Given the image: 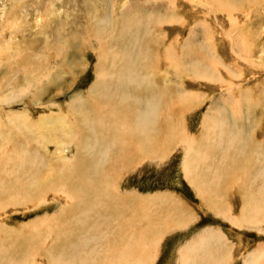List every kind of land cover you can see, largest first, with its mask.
I'll list each match as a JSON object with an SVG mask.
<instances>
[{
  "label": "rangeland",
  "instance_id": "obj_1",
  "mask_svg": "<svg viewBox=\"0 0 264 264\" xmlns=\"http://www.w3.org/2000/svg\"><path fill=\"white\" fill-rule=\"evenodd\" d=\"M232 4L236 7L230 10ZM96 36L110 37L116 52L126 49L127 61L138 75L131 84L125 78L127 87L133 91L139 81L145 89L144 78L153 82L154 86L147 84L151 94L145 89L147 99L153 98V105L159 100L157 93L165 94L183 123L181 131L198 138L197 148L204 142L205 121L211 124L208 118L214 115L221 125L217 132L240 138L238 147L244 149L243 155L232 153V161H221V175L210 178L204 171L208 178L202 177L203 186L215 182L208 194L186 176L185 150L177 142L165 144L157 156L140 154L125 161L127 166L108 172L105 180L122 196L139 199V217L147 220L140 222V232L155 244L153 251L144 247L145 261L184 264L181 251L189 247L194 251L190 264H264V0H0V173L6 174H0V264H48L50 254H61L62 245L47 249L56 239L61 241V230L56 229L67 220L65 212L78 204L73 188L83 177L99 179L106 167L109 156L102 152L91 154L96 155L93 168L86 157L78 167L57 164L49 151L53 153L59 141L45 140L54 141L58 134L50 135L43 126L62 115L75 122L88 112L81 100L90 99L92 89L95 98L105 92L101 80L115 82L123 76V70L111 69L112 56L101 60ZM41 71L48 76L36 83ZM119 123L115 124L121 130ZM35 125L41 131L36 133ZM135 128L132 125L130 131ZM75 141L65 143L71 160L77 156V143H84ZM217 155L212 162L223 157L219 150ZM29 156L40 185L22 193L20 187L31 180L32 171L24 170L18 159ZM42 177L49 179L45 187ZM132 206L134 210L137 204ZM80 234L89 248L96 237L102 245L107 235L90 229Z\"/></svg>",
  "mask_w": 264,
  "mask_h": 264
},
{
  "label": "bare ground",
  "instance_id": "obj_2",
  "mask_svg": "<svg viewBox=\"0 0 264 264\" xmlns=\"http://www.w3.org/2000/svg\"><path fill=\"white\" fill-rule=\"evenodd\" d=\"M231 3H232V0H231ZM246 4H248L247 1H246ZM235 7H236V5L234 6V4H232L229 9L231 10ZM247 9H248V6H247ZM104 28H102V29H104ZM119 29H120V27H119ZM98 31H100V29H98ZM109 32H110V30H109ZM110 33H112V32H110ZM125 34L128 36L127 33H125ZM107 37H109V36H107ZM112 37H114V36H112ZM96 38L98 40H100V42H101V47H100L101 52H102V54L100 55L101 60L103 62H106L107 57L112 56L114 59L111 63V69H114L118 73L123 70L122 71L123 76L117 77L115 82H114V80L109 82V80H107L106 78L103 81V80H101V78H99V80H101L99 82V85L104 86L105 92L100 91L99 94L97 95V97L95 98V97H93L94 90L92 89L90 92V95L92 94V97L90 99H87V100L86 99L81 100V102L84 103V105H82L81 107L88 110V112L83 113V115L80 116L78 119L75 118V122L74 121L69 122L68 116L62 115V117H58L56 120H54L55 119L54 118L53 121L51 119H50L51 121H49V119H47V122H45L46 125L43 124V126L48 128L47 131L50 132V135L53 133L58 134V139L56 136L55 137L56 140H54V141H53L52 137H51L52 139L47 138L48 140L47 139L45 140L47 142L46 144H49V143L52 144V143H56V141H59L56 143L57 146H56V149L53 153H51V151H49V149H48L51 157H55L57 164H59V165H61V164L68 165L69 164V165H75L76 167H78L80 165V164H78L79 160H81L80 158L86 157V159H88L87 160L88 165L91 166L92 168L96 167L97 164L94 163V158L96 160V157H95L96 155L94 157H91V154L93 152L94 153L102 152L106 156H109V159L107 158L108 161H106V158H105V161H106L105 166L106 167H105V169H102V173L99 174L100 175L99 179H97L93 176H91L92 179L87 178V177H83L82 173L80 172V175H82L83 178H81V176H79V177L82 179V181L80 182V185L73 188V196L71 195L75 200H77L76 202H78V204L75 203L74 206L70 210L65 212L64 215L67 214L69 218L67 217V220L65 218L66 221L62 223L60 228L56 227L57 228L56 230H58V229L61 230L60 237H61V241L63 244H61V241L60 242L58 241L59 239H56L55 243L53 245H51L50 248L47 249V251H55L54 249L57 250V248L59 249L60 248L59 246L62 245L63 246L62 248H64V251L61 253V251H62L61 250L60 251L61 254H59L58 256L57 255L52 256L50 254V256H48L50 259V260H48V264H74V263H78V264H148V261H145L146 260L145 256H147L146 250L148 249V251H149V248H151V251H153L155 244H154L153 240H146L145 239L146 240L145 241L143 239L144 235L140 232V226H142L140 222H143L145 219L142 221L141 218L139 217V216H141V210H140L141 206L138 203L139 199L132 200V199H130L131 197H129V196H126V195H125L126 197L122 196L118 192V190L113 186V183L111 184L109 181H107V178L105 180V177H107L108 172L116 170L119 166H121V164L123 166H127V165H125V161L129 160L130 158H135L140 154H144V156H145V155H147L146 153H149V154H151V157H153L154 155L157 156L159 154V149L165 150V148H166L165 144H166V146H168L167 145L168 143L177 142L179 145H183V148L185 150L186 162L184 165V172H185L186 176L189 178L190 182L193 185H195V186L199 185L198 187L202 188L203 192L206 191L207 192L206 194H208L209 192L213 191L215 182H210V183H207L206 186H203L205 184H203L204 180L202 177H205V175H202V174H204V171H206L208 173V177H210V178L214 177L215 178V175H217V174L219 175L221 173V168H222L221 165H224V163L229 162V161L226 162V160H231L232 153L236 152L237 154L239 153V154L243 155L244 149L243 148L240 149L238 147L242 140L238 137H234V138L228 137V135L225 137V134H226L225 130H220L217 132V129H221L220 128L221 125H217V123H215L214 115H213L212 117L208 118V119H213L211 124L207 121H205L207 125L204 124L205 133L203 134L204 136H202V139L204 140V142L206 144H204V142H202L201 146H199L197 148V146L199 144L198 138L191 137V136L185 134V131H184V133H183V131H181L182 130L181 124H183V123H181V122L179 123L180 120H177L178 116L174 115V107L171 106L170 103H168L165 94L162 95V94L157 93V96H159L160 101L157 100L158 97H155V98H157L156 99L157 101L153 105H152V103L154 102V99L153 98H151L150 100L147 99L148 94L145 92V89L147 87V84H149V86H154L152 84L153 82L149 81L148 78H144V79H142V82L147 83L145 86V89H144V83H141L139 81H136L137 83H135V85H137V86L135 87V89L133 91H131L129 89V87H127L128 80H130V84H131V81H134L136 79V77H134V76H138V75L135 74V70H137L136 67H134L133 64H131L130 62L127 61L126 49L121 48L122 49L121 51L118 49V51L116 52L115 49L112 48L113 44L111 45L112 40L110 37L107 38V40L99 39L98 36H96ZM169 53H170V51H169ZM101 67L105 68V64H104V66L101 65ZM145 73H147V72H145ZM47 76L48 75H46L43 71H41V75L40 76L38 75L36 78V83H38L39 80H42V78H46ZM125 78L126 79L128 78L127 82H126ZM33 79H35V78L33 77ZM165 80L166 79H164V81ZM164 81H160V82H162V84H163ZM160 82H158V83H160ZM115 83H116V85H115ZM158 83H157V86H159ZM96 85H98V83H96ZM158 88H160V87H158ZM150 90L151 89H149V93L151 94L152 92ZM160 90L158 92H160ZM146 91H148V90H146ZM149 97H151V96H149ZM143 98H145L146 100H144ZM143 101H145V102L143 103ZM146 101H148V103ZM169 102H170V100H169ZM8 103L11 104V101ZM169 105L172 108L171 107L169 108ZM69 108H71V107H69ZM208 119H205V120H208ZM128 121H130L131 124H128L129 123ZM117 122L118 123L121 122V123H119V125H122L121 130L118 127H116L115 123H117ZM132 125H135L136 128L133 129L132 131H130V128L132 127ZM33 128H34V130H36V133L39 130L41 131L40 126L35 125ZM214 134L216 135V138H214L215 137ZM76 139L78 140V142L84 140V143L78 145V143L76 142L77 141ZM71 140H73V143L76 140L75 142L77 143V147H78V150L76 149L78 151V153H77L76 158L74 157L75 158L74 160H71L68 158V155H67L68 148L65 146V143L67 141L70 142ZM212 141H214L215 145H214V143L212 145L209 144ZM226 141H227V144H225ZM165 142H167V143H165ZM47 148H48V146H47ZM76 150H74V151L76 152ZM218 150L220 152H222L223 157L219 161L217 160L215 162H212V158H213V156L217 155ZM13 153H15V152H13ZM254 153L258 154L257 150ZM88 154L90 155V157H89L90 159L87 158ZM16 155H18V154L16 153ZM250 156L254 157L253 152L251 153ZM24 157H25V155H24ZM29 157L18 159V160H20L22 168L24 170L32 171V173H30V176H29L31 180L28 182L25 181L26 183H24L20 187V191L22 193L23 192L24 193H30V191L33 189V187H35L36 185L39 184L38 183V176H36V172L34 173V170H32L33 169L32 167H34L35 165H33V161H31L32 159H31V157L30 158ZM232 157H233V155H232ZM10 158L12 159V156ZM257 158H260V157L258 156ZM13 159H14V157H13ZM238 159H239V157H238ZM247 159L248 158H246V160ZM100 160L102 162V159H100ZM134 160H136V159H134ZM213 160H214V158H213ZM222 160H224V163H221ZM0 162H1V160H0ZM5 162H7V161H5ZM2 163H3V161H2ZM240 163L242 164L243 162L240 161ZM248 163L249 164L253 163L252 165L255 166V162L249 161ZM7 164H8V162H7ZM126 164H129V162H126ZM63 165H61V166H63ZM3 166H5L4 163H3ZM19 166H20V163H19ZM44 166H46V165H44ZM47 167H49V165ZM47 167L45 169H47ZM84 167H85L84 169H86V166H84ZM92 168L89 167V169H91V170H92ZM11 169H12V172H17L16 166H14V167L12 166ZM11 169H9V170H11ZM50 169L53 170L51 167H50ZM81 169H80V171H82ZM97 169L99 170V172H101V170L99 168H97ZM87 170H88V167H87ZM91 170H89V171L91 172ZM116 171H118V170H116ZM84 172H86V171L84 170ZM22 173H23V171H22ZM54 173H55V171H54ZM75 173H77V171ZM0 174H2V173H0ZM3 175L4 174H2L1 177ZM52 175H53V173H52ZM85 175L87 176V174H85ZM91 175H93V174L91 173ZM261 175H262V173H261ZM4 176L6 177V174ZM54 176H56V175H54ZM88 177H90L89 174H88ZM208 177L206 176L205 178L207 179ZM70 178L71 177H69V178L67 177L68 180ZM263 178H264V176H263ZM65 179H66V177H65ZM73 180H74V178H73ZM84 180H86L88 183L85 182ZM237 180H238V182L239 181L242 182L243 178L240 177ZM16 181L17 180H15V182ZM48 181H49V179L43 178V186L44 187ZM75 181H77L76 178H75ZM66 182L68 183L69 181H66ZM4 183H6V181ZM72 183H75V182L73 181ZM216 183H217V181H216ZM1 184H2V182H1ZM19 184H20V182H19ZM218 185H219V183H218ZM10 186H11V184L9 185L8 189H10ZM67 186H68V184H67ZM239 186L242 187V185H239ZM12 187L14 188L13 184H12ZM71 187H72V185H71ZM15 188H16V186H15ZM130 196H132V195H130ZM132 204L135 206L137 204V207L136 208L134 207V210L132 209V207H133ZM60 217H58V218H60ZM57 219L52 218L51 221L52 220L55 221ZM146 221L147 220H145V222ZM143 227H144V225H143ZM155 227L156 226L154 224V228ZM84 229H88V230L90 229V232L92 231L94 234L95 233H97L99 235L107 234L105 237V241L104 242L102 241L103 244L102 245L99 244L100 240L96 236H95L96 237V243L94 242L93 248H92L91 243H89V245H91L90 248H89V246H85V245H87L85 241H84L85 244L84 243L82 244V241L87 239V238L81 239L78 237L83 236L80 234V231H82ZM204 235L207 236L206 234H204ZM204 235H203V237H204ZM208 235L210 236L211 234H208ZM101 237H102V235H101ZM217 237H219V236H217ZM87 247L89 249H86ZM144 247L147 249L145 250ZM65 249H67L68 252H71L73 254L70 253V255L69 254L66 255L67 251H65ZM188 249H189V251H183L185 249H183L181 251V256H182V259L184 260V264H190L192 261H194V258H192V255H191V253H193L194 251L192 252L190 250V248L187 247L186 250H188ZM191 249H193V248H191ZM148 258H149V255H148ZM196 260H197V258H196ZM64 261H65V263H64Z\"/></svg>",
  "mask_w": 264,
  "mask_h": 264
}]
</instances>
